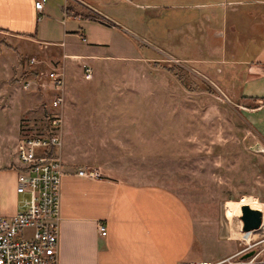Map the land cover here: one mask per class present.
Listing matches in <instances>:
<instances>
[{
	"label": "crops",
	"instance_id": "crops-1",
	"mask_svg": "<svg viewBox=\"0 0 264 264\" xmlns=\"http://www.w3.org/2000/svg\"><path fill=\"white\" fill-rule=\"evenodd\" d=\"M36 1L0 0V34L29 41L35 51L39 45L41 50L77 61L81 78L91 80L93 76L85 79L83 65L93 69L94 62H100L99 48L107 44L93 38L83 54H64L60 43L45 39L43 16L51 15L53 6L45 0L39 15ZM125 4H130V21L135 26L162 21L163 32L147 30V36L162 49L159 43L165 44V52L152 46L163 57L186 51L184 43L212 57L209 62L216 73L224 74L219 82L222 93L242 109L249 129L259 139L256 151L264 153V0H62L58 21L62 26L63 18L95 21L101 23L96 29L103 31L109 25L102 20L116 25L103 11ZM71 33L65 31L63 37ZM179 55L172 59L205 62ZM56 69L63 71L65 87V70ZM119 121L118 117H66L62 123L61 146L53 151L64 173L58 264L216 263L236 255L246 240L240 215L229 218L227 203L232 201H226L223 210L204 205L203 196L189 204L162 186L125 178L128 163L148 166L153 162L154 124L151 129L148 117H126L121 119L126 124L117 126ZM88 170L100 177L90 180L77 175ZM26 198L16 193V187L8 193L0 189V214L15 215ZM99 223L106 227L105 236L98 233Z\"/></svg>",
	"mask_w": 264,
	"mask_h": 264
},
{
	"label": "rangeland",
	"instance_id": "rangeland-1",
	"mask_svg": "<svg viewBox=\"0 0 264 264\" xmlns=\"http://www.w3.org/2000/svg\"><path fill=\"white\" fill-rule=\"evenodd\" d=\"M61 1L47 0L53 6L51 15L43 16L47 41L60 43L59 50L64 54H83L93 38L108 47L99 48L100 62H94L93 77L85 81L77 61L41 50L39 45L35 51L29 41L0 34L3 193L13 192L17 184V146L27 137L50 133L49 113L60 115L62 123L66 117H118L117 126L126 124L121 121L126 117H148L151 129L152 121L154 124V159L148 166L128 163L129 168L123 171L127 180L162 186L189 204L203 196L204 205L213 204L223 210L226 201H232L258 206L264 213V153L256 151L259 139L249 129L242 109L222 93L219 82L224 74L216 73L209 62L212 57L191 43H184L186 51L176 50L169 55L171 58L163 57L158 49L165 52V44L159 43L162 49L147 36V30L158 28L161 34L162 21L133 25L130 4L103 11L116 24L102 27L103 31L96 29L99 22L76 18H63L62 26L58 21ZM65 31L72 33L63 37ZM179 54L205 62L172 59ZM32 57L38 65L29 64ZM58 67L65 70L67 84L61 108L51 111L55 93L48 88L26 91L22 84L37 72ZM228 210L229 218L237 216L234 207ZM243 237L257 244L255 250L259 251L264 246V224ZM236 255L230 261L233 264L240 262L241 257Z\"/></svg>",
	"mask_w": 264,
	"mask_h": 264
},
{
	"label": "built area",
	"instance_id": "built-area-1",
	"mask_svg": "<svg viewBox=\"0 0 264 264\" xmlns=\"http://www.w3.org/2000/svg\"><path fill=\"white\" fill-rule=\"evenodd\" d=\"M45 0L34 4L39 15ZM40 19V18H39ZM110 26V22L102 20ZM29 64L38 65L35 57ZM84 77H92L90 67L83 65ZM45 90L48 88L56 97L50 104L51 111L58 110L63 103L64 74L53 68L37 72L22 84L23 90ZM50 133L47 136L27 137L16 148L18 165L16 193L27 196L21 211L11 217L0 215V264H58V235L60 223V185L63 177L62 163L53 151L61 146V116L53 112ZM78 176L94 180L100 175L94 170L79 171ZM263 214V213H262ZM263 223V222H262ZM100 236L106 235V227L99 223ZM257 244L248 242L236 256L252 252L248 259L238 264H264V246L255 250ZM229 257L216 263L180 262L179 264H233Z\"/></svg>",
	"mask_w": 264,
	"mask_h": 264
},
{
	"label": "water",
	"instance_id": "water-1",
	"mask_svg": "<svg viewBox=\"0 0 264 264\" xmlns=\"http://www.w3.org/2000/svg\"><path fill=\"white\" fill-rule=\"evenodd\" d=\"M240 221L242 223V232L245 236L255 230H259L263 222V214L258 209H253L248 205H243L240 208ZM253 255L252 252L241 256L242 260L248 259Z\"/></svg>",
	"mask_w": 264,
	"mask_h": 264
},
{
	"label": "bare ground",
	"instance_id": "bare-ground-1",
	"mask_svg": "<svg viewBox=\"0 0 264 264\" xmlns=\"http://www.w3.org/2000/svg\"><path fill=\"white\" fill-rule=\"evenodd\" d=\"M228 204L230 205L229 207H231V206L234 207V209L237 212V215L239 216L240 215V208H241L242 204H240V203H234V202H231V203H228ZM248 206H250L253 209H258V210H260L263 213V211L261 210V208H259L258 206L251 205V204H249ZM230 211L228 210V212H230ZM263 224H264V213H263V223H262V226H263ZM262 226H261V228H262Z\"/></svg>",
	"mask_w": 264,
	"mask_h": 264
},
{
	"label": "trees",
	"instance_id": "trees-1",
	"mask_svg": "<svg viewBox=\"0 0 264 264\" xmlns=\"http://www.w3.org/2000/svg\"><path fill=\"white\" fill-rule=\"evenodd\" d=\"M78 14H76V16H77ZM83 17L84 18H88V19H94V20H96V18L95 17H91V16H89V15H83Z\"/></svg>",
	"mask_w": 264,
	"mask_h": 264
}]
</instances>
